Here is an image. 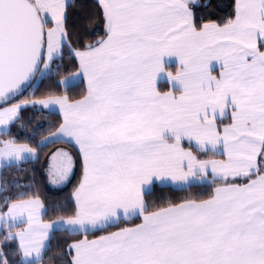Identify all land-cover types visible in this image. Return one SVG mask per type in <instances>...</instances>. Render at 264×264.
<instances>
[{
    "label": "snow or ice",
    "instance_id": "6c2138e0",
    "mask_svg": "<svg viewBox=\"0 0 264 264\" xmlns=\"http://www.w3.org/2000/svg\"><path fill=\"white\" fill-rule=\"evenodd\" d=\"M0 264H264V0H0Z\"/></svg>",
    "mask_w": 264,
    "mask_h": 264
},
{
    "label": "trees",
    "instance_id": "16d2710c",
    "mask_svg": "<svg viewBox=\"0 0 264 264\" xmlns=\"http://www.w3.org/2000/svg\"><path fill=\"white\" fill-rule=\"evenodd\" d=\"M70 188H71V186H69V189H68L69 191H70ZM163 194H165V195H173V196L179 197V196L186 195L187 193H181V192L168 193V192H165V193H163ZM50 255H51V253H50Z\"/></svg>",
    "mask_w": 264,
    "mask_h": 264
}]
</instances>
